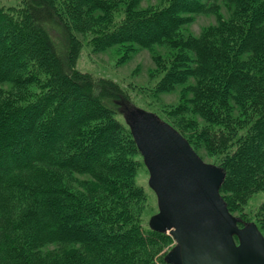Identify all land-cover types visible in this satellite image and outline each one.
Here are the masks:
<instances>
[{
  "label": "trees",
  "instance_id": "obj_1",
  "mask_svg": "<svg viewBox=\"0 0 264 264\" xmlns=\"http://www.w3.org/2000/svg\"><path fill=\"white\" fill-rule=\"evenodd\" d=\"M210 1L217 0H169L139 14L129 4L105 36L117 39L123 31V41L147 48L180 44L164 79L201 82L191 112L204 120L189 118L194 135L180 132L194 149L203 140L225 155L220 193L232 213L239 194L264 190V1L230 0L231 15L215 33L172 41L192 19L184 15L204 13ZM23 4L22 16L0 9V84L12 82L30 59L35 77L25 80L40 85L33 100L0 105V264H157L139 251L164 233L136 220L126 204L132 191H122L113 175L125 170L124 146L132 140L138 150L115 119L126 93L112 80L73 69L78 43L61 17L65 4ZM75 174L97 179L103 190L74 191ZM260 216L264 235V202Z\"/></svg>",
  "mask_w": 264,
  "mask_h": 264
},
{
  "label": "rangeland",
  "instance_id": "obj_2",
  "mask_svg": "<svg viewBox=\"0 0 264 264\" xmlns=\"http://www.w3.org/2000/svg\"><path fill=\"white\" fill-rule=\"evenodd\" d=\"M167 1L169 0H139L138 4H134L133 0H55L56 4H65L61 7V17L71 29L74 41L78 43L76 56L74 55L75 57L72 60L73 69L96 78L112 80L126 93L128 98L120 101L119 108L121 112L115 116V119L123 125V130L127 134L131 133V130L124 115L126 107H137L152 112L161 120L173 126L178 132L186 129L188 134L192 135L194 134L188 124L192 120H189V118L204 121L191 112L193 110L194 93L198 87H201V82L191 78L188 81L172 84L169 80L164 79L166 74H170V69L173 68L172 63L176 62L177 50L182 49L180 44L178 46V43H175V48L170 40H165L161 44H154L152 47L147 48L139 43L123 41L121 38L124 37L123 31L117 33L118 35L121 34V37L117 39L114 35L112 36L115 41L109 40L112 38L111 32L105 36L106 30L111 31L113 25L117 28L126 16V6H129V4L133 13L139 14L140 11L145 9L152 10L160 7ZM232 3L230 0H217L215 3L210 1L212 6L204 13L194 15L191 12L186 13L184 16L192 17V19L187 25L183 26L180 39L175 36L172 41L178 42L180 40L179 43H183L186 36L199 37L205 32L215 33L214 28L219 27V24L231 15L234 8ZM23 8V0H0L1 10L10 13L17 12L19 16H22L24 13ZM105 8L108 9L106 12L104 11ZM134 30H137L136 32L141 31L139 28ZM130 31L134 32L133 30ZM31 37V34L27 31L23 39L27 42L31 40ZM29 60L26 62L25 67L17 71L12 82L0 84V105H12L13 103L33 100L34 92H38L40 84L37 80L33 83L25 80L27 77L31 81L30 79L35 77L32 74V72H36L35 65ZM191 101L193 102L191 103ZM128 135L130 137V134ZM241 135L239 133L237 136L241 137ZM118 137L119 144H121L122 135L119 134ZM243 138L241 137L240 140H243ZM129 139L131 140V138ZM233 141L237 142L236 139ZM195 144L196 152L205 162L224 169L220 165L225 156L223 153L212 152L203 140ZM120 147L121 145H119V149ZM124 148L126 153L122 156L126 161L122 162L121 167H124L125 170L120 168L113 175H117L122 179L123 182L119 185L122 191H132V195H129V201L126 202V204L128 203L127 207H130L136 220L144 228H148L151 217L158 212L156 195L148 185V169L132 140ZM105 169L110 171L107 167ZM105 169L102 170V173L108 174L109 172ZM73 179L71 187L73 190L75 189L74 191L83 192L84 188L95 189L98 192L101 188L103 190L97 179L94 180L89 175L75 174ZM108 189L110 190L109 187ZM102 192L104 195L107 194L105 191ZM238 202L232 204L234 207L232 214L239 218V226L254 222L260 228L264 190L252 191L241 199L239 194ZM162 233L164 235L159 236L156 243L146 246L144 250L139 251V255H146L157 264H170L165 260V256L175 245V241L170 234Z\"/></svg>",
  "mask_w": 264,
  "mask_h": 264
},
{
  "label": "water",
  "instance_id": "obj_3",
  "mask_svg": "<svg viewBox=\"0 0 264 264\" xmlns=\"http://www.w3.org/2000/svg\"><path fill=\"white\" fill-rule=\"evenodd\" d=\"M124 115L148 169L158 212L150 228L170 234V264H264V235L239 226L220 194L221 167L205 162L189 141L156 114L137 107Z\"/></svg>",
  "mask_w": 264,
  "mask_h": 264
},
{
  "label": "bare ground",
  "instance_id": "obj_4",
  "mask_svg": "<svg viewBox=\"0 0 264 264\" xmlns=\"http://www.w3.org/2000/svg\"><path fill=\"white\" fill-rule=\"evenodd\" d=\"M69 1V0H68ZM207 37V36H206ZM106 73V72H105ZM219 191H220V189H219Z\"/></svg>",
  "mask_w": 264,
  "mask_h": 264
}]
</instances>
